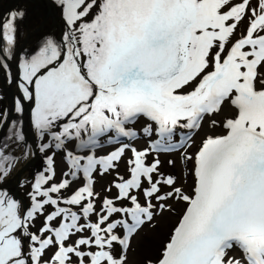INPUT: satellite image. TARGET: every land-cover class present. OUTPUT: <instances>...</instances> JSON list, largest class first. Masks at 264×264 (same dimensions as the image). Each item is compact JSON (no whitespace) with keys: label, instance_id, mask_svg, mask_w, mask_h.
<instances>
[{"label":"snow or ice","instance_id":"obj_1","mask_svg":"<svg viewBox=\"0 0 264 264\" xmlns=\"http://www.w3.org/2000/svg\"><path fill=\"white\" fill-rule=\"evenodd\" d=\"M0 84V264H264V0H25Z\"/></svg>","mask_w":264,"mask_h":264},{"label":"rangeland","instance_id":"obj_2","mask_svg":"<svg viewBox=\"0 0 264 264\" xmlns=\"http://www.w3.org/2000/svg\"><path fill=\"white\" fill-rule=\"evenodd\" d=\"M7 97L3 85L0 84V107L8 105ZM174 171L179 172V166ZM20 195H23V191L20 192ZM174 220L175 217L165 215L159 219L158 228H145L134 241V250L130 252V264H139L145 255H155L159 241L163 239Z\"/></svg>","mask_w":264,"mask_h":264},{"label":"bare ground","instance_id":"obj_3","mask_svg":"<svg viewBox=\"0 0 264 264\" xmlns=\"http://www.w3.org/2000/svg\"><path fill=\"white\" fill-rule=\"evenodd\" d=\"M25 0H0V16H2L9 8L14 7L18 4H23ZM23 35V33H22ZM6 95L8 96V92L6 90ZM9 97V96H8ZM38 163V161H37ZM103 183V181H101Z\"/></svg>","mask_w":264,"mask_h":264},{"label":"water","instance_id":"obj_4","mask_svg":"<svg viewBox=\"0 0 264 264\" xmlns=\"http://www.w3.org/2000/svg\"><path fill=\"white\" fill-rule=\"evenodd\" d=\"M5 89V88H4ZM5 91H6V89H5ZM7 100H8V104H9V97H7ZM25 123L27 124V120L25 121Z\"/></svg>","mask_w":264,"mask_h":264}]
</instances>
